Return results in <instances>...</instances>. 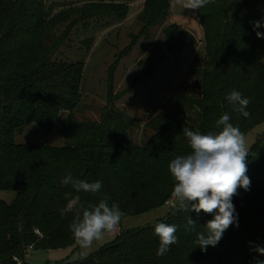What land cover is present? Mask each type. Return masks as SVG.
I'll return each mask as SVG.
<instances>
[{
  "label": "trees",
  "instance_id": "1",
  "mask_svg": "<svg viewBox=\"0 0 264 264\" xmlns=\"http://www.w3.org/2000/svg\"><path fill=\"white\" fill-rule=\"evenodd\" d=\"M131 0H87L73 12L52 14L47 0H0V190L15 192L11 202L0 200V264L23 261L29 249L52 250L78 245L70 231L77 196L85 207L107 199L126 213L122 218L146 213L169 203L175 181L168 165L191 152L182 128L202 134L219 132L216 121L229 114L230 122L244 134L264 123V0H213L197 10L204 31V54L188 93L154 119V135L137 145L130 137L136 121L115 107L123 94L114 93V75L108 77V105L101 122L78 120L75 111L82 97V61H54L53 56L83 19L110 17L118 22L129 16ZM170 0H145L139 14L142 28L132 35L123 55L140 38L166 24ZM55 39L52 34L60 26ZM167 52L178 60L196 43L189 31L175 23L164 28ZM237 90L250 99L245 118L226 97ZM180 99V98H177ZM183 103V105H182ZM61 112L66 140L63 146L47 142L17 143L16 135L36 123L45 136L53 133ZM250 187L238 188L233 197L237 222L229 226L216 246L201 251L199 233L213 217L202 211L171 210L168 216L145 227L117 235L112 243L88 258L58 264H256L264 255V140L246 158ZM89 183L102 181L96 193L77 192L62 179ZM66 209L62 215L60 210ZM193 219L195 226L187 221ZM121 220V221H122ZM158 222L175 224L177 243L164 256L156 254Z\"/></svg>",
  "mask_w": 264,
  "mask_h": 264
},
{
  "label": "rangeland",
  "instance_id": "2",
  "mask_svg": "<svg viewBox=\"0 0 264 264\" xmlns=\"http://www.w3.org/2000/svg\"><path fill=\"white\" fill-rule=\"evenodd\" d=\"M84 1L87 0H47V7L52 14L75 12L83 6ZM170 1L171 12L165 23L181 26L196 39L195 45L186 48L178 60L167 52L166 24L156 26L150 38H140L128 55H123L132 42V35H138L142 28L139 10L145 0H131L129 16L124 21L118 22L110 17L91 18L75 25L53 60L82 61L84 64L82 97L74 114L78 120H103L109 98L108 77L117 62L114 93L119 95L128 88L130 90L116 99L114 104L137 122L129 131L137 145H144L154 135L152 125L162 110L175 105L188 93V87L195 77L194 69L199 68L200 58L204 54V33L197 10L184 9L186 0ZM64 28L65 25H62L55 30L52 39L57 38ZM67 115V112L60 113L51 135L45 136L36 123H31L16 135V142H47L52 146H63L66 140L61 131V122ZM244 137L250 151L255 144L264 140V123L250 129ZM14 198L15 192L0 190V200L11 202ZM178 206L179 202L173 198L170 203L146 213L125 217L115 232L105 233L89 248L75 245L52 250L29 249L25 259L16 261V264H58L86 259L112 243L117 235L160 221Z\"/></svg>",
  "mask_w": 264,
  "mask_h": 264
},
{
  "label": "clouds",
  "instance_id": "3",
  "mask_svg": "<svg viewBox=\"0 0 264 264\" xmlns=\"http://www.w3.org/2000/svg\"><path fill=\"white\" fill-rule=\"evenodd\" d=\"M212 2L213 0H186L183 7L198 10ZM261 26L264 25L259 21L254 23V29ZM256 36L258 39L264 38V32L257 31ZM226 100L241 116H250V112L246 110L250 99L241 92L232 90ZM230 120V115L224 114L216 121L217 127L221 128L219 132L202 134L187 127L182 128L191 152L177 156L168 165L175 181L171 195L179 202L177 210L195 211L197 214L202 211L213 217L205 225L206 232L198 234L197 246L202 252L208 246H216L229 226L234 223L238 226L232 200L238 194V188L247 191L250 187V179L246 175L249 149L246 147L244 134ZM61 182L64 185L71 184L77 192L96 193L102 188V181L89 183L74 179L71 174L66 175ZM69 209L75 213L70 231L81 248H89L93 241L102 239L105 233L115 232L126 215L118 204L109 206L107 199L85 207L80 203L79 196L71 201ZM65 211L66 209L60 210L62 215ZM187 224L194 227L196 222L189 217ZM176 231L175 224H155L154 233L159 237L156 252L158 256H164L170 246L177 243ZM254 251L264 255V247L257 246ZM256 264H264V261L257 260Z\"/></svg>",
  "mask_w": 264,
  "mask_h": 264
},
{
  "label": "crops",
  "instance_id": "4",
  "mask_svg": "<svg viewBox=\"0 0 264 264\" xmlns=\"http://www.w3.org/2000/svg\"><path fill=\"white\" fill-rule=\"evenodd\" d=\"M143 7V6H142ZM142 7L140 8V10H139V14H140V12H141V10H142ZM203 33H204V31H203ZM203 38H204V34H203Z\"/></svg>",
  "mask_w": 264,
  "mask_h": 264
},
{
  "label": "built area",
  "instance_id": "5",
  "mask_svg": "<svg viewBox=\"0 0 264 264\" xmlns=\"http://www.w3.org/2000/svg\"><path fill=\"white\" fill-rule=\"evenodd\" d=\"M173 200V199H172ZM170 203V202H169Z\"/></svg>",
  "mask_w": 264,
  "mask_h": 264
}]
</instances>
